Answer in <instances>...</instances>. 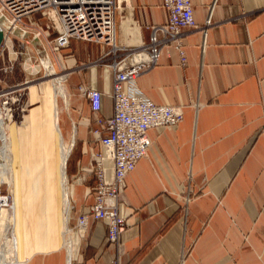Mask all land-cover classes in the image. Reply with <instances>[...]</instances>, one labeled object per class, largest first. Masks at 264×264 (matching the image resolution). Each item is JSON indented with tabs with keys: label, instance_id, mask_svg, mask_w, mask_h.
I'll list each match as a JSON object with an SVG mask.
<instances>
[{
	"label": "crops",
	"instance_id": "crops-1",
	"mask_svg": "<svg viewBox=\"0 0 264 264\" xmlns=\"http://www.w3.org/2000/svg\"><path fill=\"white\" fill-rule=\"evenodd\" d=\"M129 1L115 14L118 46L147 42L149 26L168 18L161 0ZM191 2L198 27L184 30V61L165 44L158 63L135 80L144 98L181 106L183 118L147 132L150 145L126 176L119 203L128 222L121 246L105 243V222L90 214L94 179L66 183L74 204L70 224L88 214L84 237L70 231L71 264H264V0ZM208 17L211 24L205 26ZM100 50L94 42L71 39L59 52L61 60L51 59L56 71L70 69L65 80L61 76L70 107L55 94V109L54 83L45 81L40 90L31 85V108L22 126L11 127L18 151L17 161L12 159L18 177L14 182L12 174L14 195H19L14 233L22 264L67 263L57 130L69 153L77 143L70 174L65 164L71 179L87 167L90 146L99 149L81 87L101 92V117L113 113L112 72L93 63ZM131 87L123 84L125 90ZM33 157L41 159L40 177L24 180L31 171L26 160L34 167ZM188 186L191 198L185 202Z\"/></svg>",
	"mask_w": 264,
	"mask_h": 264
},
{
	"label": "built area",
	"instance_id": "built-area-1",
	"mask_svg": "<svg viewBox=\"0 0 264 264\" xmlns=\"http://www.w3.org/2000/svg\"><path fill=\"white\" fill-rule=\"evenodd\" d=\"M122 4L129 5L130 1L0 0V15L5 16L6 22L5 26L0 25L3 31L0 57L4 51L8 54L12 51L25 58L24 64L27 65L29 59L36 56L45 76H53L52 83L60 76L65 80L70 69L63 66L61 71H56L50 55H55L56 60L60 61L59 52L69 45L71 39L94 42L101 47L99 56L93 63L102 64L112 72L113 113L101 117V92L88 85L81 87V95L86 98L90 107L88 124L97 125V129L93 130V137L99 149L94 150L90 146L87 167L71 179L66 174L65 177L67 184L69 180L84 183L90 177L94 179L90 214L94 220L105 222V243L118 246H121L120 236L128 224L119 211V203L124 201L125 179L138 160L146 155L150 145L148 130L176 125L183 118L181 106L157 104L144 98L136 87L135 80L158 63L161 48L165 44L176 48L183 62L184 30L198 27L191 0H161L168 13L167 21L149 26L147 42L131 47L118 46L115 41V14ZM40 18L43 20L40 21ZM210 24L211 19L208 17L205 26ZM14 28L27 31L29 37L13 35ZM203 32L204 40L205 30ZM33 35L40 39L37 48L30 41ZM15 42L18 47L13 50ZM29 51L35 54L30 55ZM8 60L10 61L9 58ZM44 61L48 62L46 66ZM13 65L14 62L10 61L0 67V70H11ZM28 82L26 79L23 84ZM124 83H129L131 89L125 90ZM25 109L26 107L20 108L21 111ZM7 112L9 116L12 114L10 107ZM190 198L188 186L184 194L185 202ZM87 222L86 213H80L76 217L74 230L82 237L86 235Z\"/></svg>",
	"mask_w": 264,
	"mask_h": 264
},
{
	"label": "rangeland",
	"instance_id": "rangeland-1",
	"mask_svg": "<svg viewBox=\"0 0 264 264\" xmlns=\"http://www.w3.org/2000/svg\"><path fill=\"white\" fill-rule=\"evenodd\" d=\"M18 47V43L15 42L14 43V48L13 50H16V48ZM35 50V49H34ZM34 52L29 51L30 55H33ZM35 54V53H34ZM51 59H53V55H50ZM8 58L10 59V61L14 62L13 68L11 70H0V92L2 93V95H0V106L1 107H5L6 110L8 107L11 108V112L12 114L9 116V120L7 118H5V120L8 123V134L10 137V144H11V158L13 159L14 156V160L18 159L17 158V142H15V135L11 134L10 130L11 127L13 130H15V127H20L22 126L23 123V118L24 116L29 112V109L31 108V103H30V98H29V87L31 85H36L38 90H40V87L42 86V84L45 81H50L52 84V78L53 76H45L44 74V70L42 69V67L38 64L37 58L36 56H32L27 65L24 64V59L22 58L21 55H16L14 54L12 51L9 52H5L2 55V57H0V67H3L5 64H8L10 61L8 60ZM28 79L29 82L27 84H23V82ZM52 90H53V104H54V96L56 94V90L52 84ZM0 93V94H1ZM65 105L67 108L70 107L69 105V94L67 91V88L65 86ZM67 102V104H66ZM55 109H56V102L54 104ZM21 107H26V109L24 111H21L20 108ZM6 123V125H7ZM58 136H57V140H58V146H57V152L59 151L60 148V141L61 138L63 139V135L60 133L59 130H57ZM29 145V142H27ZM64 143V142H63ZM31 145H33L31 143ZM64 145H66L68 147V145L66 143H64ZM35 146L38 148L37 143L35 142ZM46 148H48L46 146ZM59 154V152L57 153V155ZM59 157H57V169H58V175L60 178V162H61V156L59 154ZM35 161V165L34 167L31 165V159H27L26 163L28 166H30V174L25 172V177L24 180H29V181H37L40 177L39 173L37 172V167H38V163H39V158L37 157H33L32 158ZM48 159V158H47ZM17 161V160H16ZM41 163V162H40ZM48 164V163H47ZM12 168H13V162H12ZM34 168V170H33ZM25 171H27V167L25 166ZM48 171V170H47ZM13 174V171H12ZM34 174V176H33ZM13 179L15 182L18 181V177L16 178V176L14 177L13 174ZM73 181L69 180L68 183H72ZM69 185V184H68ZM61 190V189H60ZM14 191L15 189L13 188V184L11 181V184H3L2 188H1V192L3 195L8 197V202L9 203H14V199L15 197L19 196L18 193L14 195ZM63 198H62V194H61V208L63 211ZM6 208L8 209V211H11V208L9 206H6ZM74 209V204L71 201V199L69 200V209H68V213H67V222H66V227L64 228V225L62 226V246L61 248H63L64 250H66V246L64 244V240L66 238H69L70 236V231H72V233H74L75 235V230H74V225H71L69 222V217L72 213ZM68 230H65L67 229ZM13 232H14V225H13ZM15 234V233H14ZM4 239L2 238L1 241H3ZM17 259V257H16ZM17 261L22 264V262L20 260L17 259ZM8 264H12V262H9Z\"/></svg>",
	"mask_w": 264,
	"mask_h": 264
},
{
	"label": "bare ground",
	"instance_id": "bare-ground-1",
	"mask_svg": "<svg viewBox=\"0 0 264 264\" xmlns=\"http://www.w3.org/2000/svg\"><path fill=\"white\" fill-rule=\"evenodd\" d=\"M39 20L42 21L43 18H40ZM47 64L48 62L44 61V65L46 66ZM54 88L56 90V94L65 97V85L61 76L56 78L54 82ZM0 95H2V93ZM6 116L9 120V115L6 108L0 106V264H8L9 262H12V264H19L16 259L17 241L16 236L13 232L15 205L14 203H9L8 197L3 195L1 192L3 184H11L12 181L11 147L8 134V123L5 120ZM60 143V180L62 184V198L64 206L63 212L66 227V216L69 209V194L68 187L66 185L65 163L70 148L64 145L62 140L60 141ZM6 206H9L11 208L10 212L8 211ZM65 230H68V228ZM68 236L70 237L64 240V244L67 245L68 253L66 264H70L72 249V244L69 240L71 239V235ZM2 238L4 239L3 241H1Z\"/></svg>",
	"mask_w": 264,
	"mask_h": 264
},
{
	"label": "water",
	"instance_id": "water-1",
	"mask_svg": "<svg viewBox=\"0 0 264 264\" xmlns=\"http://www.w3.org/2000/svg\"><path fill=\"white\" fill-rule=\"evenodd\" d=\"M0 25H4V26L6 25L4 15H0ZM12 34L18 37H22V38L29 37V33L27 31L22 32L20 31L19 28H14L12 31ZM2 38H3V31L0 29V44L2 42ZM30 41H31L32 46H34L35 48H37L38 45L40 44V39L35 35L32 36Z\"/></svg>",
	"mask_w": 264,
	"mask_h": 264
},
{
	"label": "trees",
	"instance_id": "trees-1",
	"mask_svg": "<svg viewBox=\"0 0 264 264\" xmlns=\"http://www.w3.org/2000/svg\"><path fill=\"white\" fill-rule=\"evenodd\" d=\"M78 151V148H77V143L75 142V144L73 145L68 157H67V160H66V173L67 174H70V163L77 159L79 154L77 153Z\"/></svg>",
	"mask_w": 264,
	"mask_h": 264
}]
</instances>
